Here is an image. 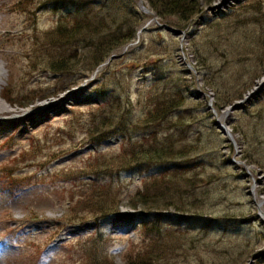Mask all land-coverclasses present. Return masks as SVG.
<instances>
[{
	"label": "rangeland",
	"instance_id": "obj_1",
	"mask_svg": "<svg viewBox=\"0 0 264 264\" xmlns=\"http://www.w3.org/2000/svg\"><path fill=\"white\" fill-rule=\"evenodd\" d=\"M15 1L0 0L6 7L0 9L1 97L10 108L0 111V245L11 249L3 264H94L100 253L113 264L126 263V250L140 231V216L149 218L151 212L133 209L125 200L119 213L75 222L68 199H78L77 187L86 182L80 169L88 159L120 148L118 125L138 123L153 83L186 91L192 129L202 131L203 138L194 157L203 161L200 167L206 175L214 176L205 214L184 218L185 225L196 230L207 221L210 226L209 245H201L189 260L227 248L231 255L224 257L226 263L242 264L244 254L251 253L246 264H264V216L259 215L264 212V0H215L190 20L184 34L172 30L169 19L158 16L147 0H21L29 8L14 12L10 7ZM121 3L146 15L140 42L121 46L94 72L88 69L89 51L68 60L72 52L51 47L56 39L50 30L62 15L105 14L120 23L126 16ZM141 46L143 51L131 52ZM145 68L148 74H143ZM251 82L242 98L219 109V103ZM101 94H114L117 115L112 126L107 122L101 128L109 136L94 146L89 141L97 126L89 127V121L99 109L95 103ZM50 103L56 108L49 109ZM239 103L243 106L233 110ZM104 118L96 121L101 124ZM217 119L228 125L234 143ZM214 121L223 142L208 126ZM232 123H237V132ZM158 169L144 163L116 175L115 181L134 190ZM164 212L177 215L174 208ZM95 237L101 249L96 247L97 257L89 259Z\"/></svg>",
	"mask_w": 264,
	"mask_h": 264
},
{
	"label": "trees",
	"instance_id": "obj_2",
	"mask_svg": "<svg viewBox=\"0 0 264 264\" xmlns=\"http://www.w3.org/2000/svg\"><path fill=\"white\" fill-rule=\"evenodd\" d=\"M214 1L204 0L203 4L200 0H147L158 16L169 19V24L175 31L186 28L196 14ZM121 5L126 16H123L120 23L108 20L105 14L75 12L62 15L50 30L51 37L56 39L51 47L56 46L58 49L55 50L61 53L65 52V49L72 52L73 55L68 60L74 59L78 52L89 51L92 55L88 69L94 72L107 62L117 49L135 39L144 23L145 14L129 4ZM141 49L142 46L135 47L131 52H141ZM149 72L150 70L145 68L143 74ZM89 77L90 73L81 74L80 79L71 83V86ZM156 84L148 86L149 91L145 98L149 102L140 117H137L138 123L118 125L116 131L121 140L120 148L108 153H96L93 159H88L86 166L80 169V173L85 172L81 178L86 179V182L77 187L78 199L75 200L74 196L71 200L68 199L73 220L86 221L89 217L100 220L109 214L119 213L123 201L126 200L133 209L142 208L151 213L149 218L140 216V231L137 239L132 241L126 250L125 264H233L232 261L224 262V257L231 255L227 248L210 250L213 255L207 258L199 255L197 261L189 260V255L194 251L199 252L201 245H209L207 237L210 226L207 227V221L201 229L196 230L185 225L184 218L198 212L205 214L202 213L203 209L209 207L212 202L213 194L209 185L214 181V176L206 175L200 167L203 161L194 157L199 155L203 138L202 131L192 129L194 116L188 115L190 109L187 107L186 91L176 85L168 87L167 83L157 88ZM252 86L251 82L237 95L219 103V109L242 98ZM138 88L137 86L139 94ZM152 91L153 94L148 97ZM116 101L114 94L108 98L104 97V94L97 97L95 104L99 109L92 113L93 118L89 121V127L97 126L89 141L94 146L99 145L103 137L109 136L105 128H101L107 122L111 123L110 126L115 123ZM99 117H105L104 121L101 119V124L96 121ZM208 126L213 128V132L223 142L224 138L216 121ZM231 128L237 132V123H232ZM230 146L232 147L231 144ZM171 160H174L173 164L168 163ZM144 163L157 165L160 169L146 177L142 186L127 191L115 181L116 175L131 171ZM227 163L229 164V161L225 160V166ZM261 194H264V191ZM171 208H174L177 215L164 212ZM204 217L208 218L207 215ZM208 220L210 221L209 218ZM210 224L213 223L210 221ZM204 228L206 229L203 231ZM96 239H93L90 246L89 259L97 257L94 250L96 247L101 249L99 245L94 244ZM243 252L241 249L240 254ZM100 254L101 258L99 256L95 259L94 264H97L98 260V264H113L106 254ZM250 255L251 253L244 254L246 259L242 264L248 262Z\"/></svg>",
	"mask_w": 264,
	"mask_h": 264
},
{
	"label": "bare ground",
	"instance_id": "obj_3",
	"mask_svg": "<svg viewBox=\"0 0 264 264\" xmlns=\"http://www.w3.org/2000/svg\"><path fill=\"white\" fill-rule=\"evenodd\" d=\"M39 1H42V0H30V2H31V4H35V2H39ZM226 0H222V2L224 3ZM24 5V2L23 1H21V0H17V1H15L14 3H13V5H11V7H10V10H12V11H14V12H21L22 10H27L29 7L27 6V7H24L23 6ZM0 9L1 10H3V11H5L6 10V7H5V5H4V2H2V3H0ZM2 74V71H0V75ZM3 84H4V79H3V77L2 76H0V111H4V110H9L10 108H9V105L8 104H6V102L2 99V97H1V90H2V88H3ZM262 86H263V83H262ZM259 88V87H258ZM258 88H256L255 90H254V92H256L257 91V89ZM74 93H70L68 96H72ZM64 99H66V96H63L62 97V99H61V101L62 100H64ZM48 108L49 109H52V108H56V106H55V104L53 105V103H50V105L48 106ZM45 109H41V110H39V111H37L36 112V114L34 115V116H38L37 114H40V113H42L43 111H44ZM33 115H31L30 114V116H33ZM226 115V113H224V115H223V117ZM264 201V198L263 199H261V204L263 205V202ZM261 205V206H262ZM262 210V209H261ZM263 213V214H262ZM259 215H262V216H264V212H263V210L262 211H260V214ZM3 246H5L4 244H2ZM2 245H0V264H3V258H4V255L6 254V253H8V252H11V249L9 248V247H3V248H1V246Z\"/></svg>",
	"mask_w": 264,
	"mask_h": 264
},
{
	"label": "water",
	"instance_id": "obj_4",
	"mask_svg": "<svg viewBox=\"0 0 264 264\" xmlns=\"http://www.w3.org/2000/svg\"><path fill=\"white\" fill-rule=\"evenodd\" d=\"M142 9L145 11V12H148V9L146 8V6H144L142 4ZM166 28L168 29H172L170 26L166 25ZM178 33H182V30H178L177 31ZM115 56V55H112V57ZM110 57V59L112 58ZM109 59V60H110ZM243 106L242 103H239V104H236L234 107H232L233 110L237 109V108H241ZM229 112V111H228ZM227 112V113H228ZM217 123L219 124V126L221 127V129L223 130L224 133L227 134V136L229 137V139L234 143V138H233V134L231 133V131L228 129V125L226 123H223L221 122L219 119H217Z\"/></svg>",
	"mask_w": 264,
	"mask_h": 264
},
{
	"label": "built area",
	"instance_id": "obj_5",
	"mask_svg": "<svg viewBox=\"0 0 264 264\" xmlns=\"http://www.w3.org/2000/svg\"><path fill=\"white\" fill-rule=\"evenodd\" d=\"M140 40L138 39V41L136 40L135 43H138Z\"/></svg>",
	"mask_w": 264,
	"mask_h": 264
}]
</instances>
